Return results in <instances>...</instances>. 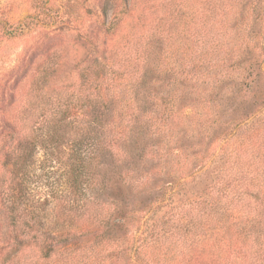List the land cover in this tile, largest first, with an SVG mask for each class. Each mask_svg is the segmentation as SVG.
<instances>
[{
  "label": "rangeland",
  "instance_id": "374dc122",
  "mask_svg": "<svg viewBox=\"0 0 264 264\" xmlns=\"http://www.w3.org/2000/svg\"><path fill=\"white\" fill-rule=\"evenodd\" d=\"M104 2L0 0V192L22 190L43 233L76 235L78 253L89 256L80 264H176L195 239L187 232L211 225L222 227L209 244L225 247L227 264L244 255L264 264V237L253 227L264 213V0H111L108 16ZM37 75L48 76L38 99ZM142 94L157 95L160 107ZM109 97L115 133L92 161L100 182L77 202L73 227L61 169L44 150L45 104L86 123ZM84 131L68 132L54 158ZM238 170L248 171L240 184ZM212 190L218 209L197 215L203 207L193 203L211 202ZM9 230L0 206V264H30L29 253L34 264L47 261L40 247L14 244ZM62 252L48 261L63 264Z\"/></svg>",
  "mask_w": 264,
  "mask_h": 264
},
{
  "label": "trees",
  "instance_id": "16d2710c",
  "mask_svg": "<svg viewBox=\"0 0 264 264\" xmlns=\"http://www.w3.org/2000/svg\"><path fill=\"white\" fill-rule=\"evenodd\" d=\"M110 1L111 0H105L103 4L102 14L105 16H108V4ZM106 31L110 32V28H108ZM205 60L206 55L203 54L199 57V59H197V62L200 63ZM95 63L98 64L101 67L102 71L105 72V67L107 66H105L103 63H99L98 59L95 60ZM37 77V79H39V75H37ZM47 79L48 76H45L43 80L39 79L36 81L35 91L37 92V99L39 98L38 92L43 88V85L48 82ZM143 91L145 90L141 86H139L138 88L132 90V94L133 96L135 95V98H137V96H139V94ZM109 99L110 97L106 100L99 99L96 105L92 106V108H94V112H96V115L91 121H87L86 123H80L78 121H66L67 118L65 115V110L59 109V105H56L50 101L45 104L46 107L44 108V110L50 113L51 120L50 124L46 127L47 139L44 141V150L48 155L47 161L52 165V167H58L57 169H61V174L67 187V202L70 204L69 207H67L68 209L66 207L63 209L67 210L65 213L66 217H68L69 220H73V227H76V221L78 220L77 217L79 216L78 210L73 213L76 209L77 202H80L81 198L86 195L85 191L87 192L89 189L92 190L91 188L97 186L98 180L100 182V179L97 178L98 175L94 172L95 167L92 164V161L97 158V155H100L101 157L108 150H104V148H107L105 142L107 138H111L112 131L115 133V119H110L108 118L109 115H107L110 108ZM141 99L150 102L156 109L160 107V102H162L157 95L152 99H149L147 95L142 94L140 96V100ZM173 100L174 101H168L166 103L167 106H170L169 110H171L173 106H175L174 103L178 101V99ZM131 104H134L133 101L131 102ZM140 105L141 102H138V104L136 105L137 108H134L132 110L137 111ZM76 128H79V131H81V128H84L85 136L81 138L76 137V140L73 141V143L70 142L69 144L67 143V145L64 146V151L62 152L64 155L62 157L65 156V160L61 161L62 157L58 155L56 158H54V156H56V149L58 148L56 146L64 144L67 140L66 136L68 135V132H71ZM128 133H130V131ZM40 136L41 135H38V137ZM113 144L114 141L110 143L111 147H113ZM13 155L14 153L7 155L10 161L13 160ZM15 162L17 161H12L11 169L9 171L13 179H15L17 174H20V171L14 164ZM249 170L250 167L248 171ZM247 172L239 170L237 171V175L239 174L240 177L239 184L244 181ZM21 192L22 190H19L17 186L14 188L8 187L4 190H1L0 192V206L5 213L7 225L10 228L8 235L10 236L14 244L16 243V245L19 246L22 243H28L29 245L31 243L35 246L40 247L44 259H47V261H44L42 264H51V262H49L48 260L51 259V255H55L56 252L60 249L64 250V252H62L61 254H66V257L75 254L71 264H80L83 262V259L89 258L88 254L85 251H83V253H78V250L76 248V241L78 239H76V235L65 236L64 238L54 237L52 234H49L47 232L43 233L40 229V226L42 224L40 223L39 219L36 218L35 214L31 213L30 210L26 207L22 196H20L19 194ZM214 192L215 190H212L208 193V197H211L212 199L211 202L205 201V205H202L199 202L193 203V205L195 206L203 207V209H197V215L204 214L209 216L215 211H209L208 208L218 209L217 206L211 205L213 201L221 202V200L212 198ZM246 194L252 196L255 199L259 198L258 194L253 192L250 193L247 191ZM246 207L247 210L250 208L249 205H247ZM242 210L245 209L242 208ZM242 213L244 214L243 211ZM222 221L223 215L219 216L218 223H221ZM253 221V227L255 229L256 235L264 237V213L259 211L258 215L253 218ZM94 226L95 228H93L91 224V230L98 232L96 223ZM188 226L191 228L193 224L190 223ZM83 229L86 228L83 227ZM221 229L222 227L218 228L211 225L209 228L202 229L201 231L197 230L193 233H190L188 231L187 234L192 235L195 239L189 240V245L181 244L184 247L181 250H185L186 252L185 257L183 255L179 263L178 261H175L174 263L180 264L182 260L189 258L190 261L193 260V264H227L225 262L227 259L223 257L225 247H214L209 244V242L212 241L214 237L220 235ZM103 241L104 234H101L97 237L96 244L102 243ZM66 257L63 264L66 263ZM38 259L39 258L36 259V255L29 253V255H25L24 261L28 260L31 262L30 264H34ZM246 262V257L244 255L242 260L235 259L230 264H246ZM186 264L192 263L188 262Z\"/></svg>",
  "mask_w": 264,
  "mask_h": 264
}]
</instances>
